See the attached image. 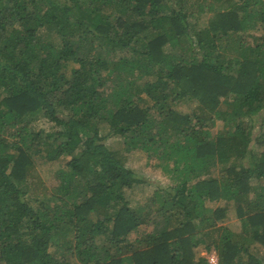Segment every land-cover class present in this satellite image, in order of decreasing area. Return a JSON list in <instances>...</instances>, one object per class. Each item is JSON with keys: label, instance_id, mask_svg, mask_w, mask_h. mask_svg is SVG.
Returning <instances> with one entry per match:
<instances>
[{"label": "trees", "instance_id": "1", "mask_svg": "<svg viewBox=\"0 0 264 264\" xmlns=\"http://www.w3.org/2000/svg\"><path fill=\"white\" fill-rule=\"evenodd\" d=\"M116 135L169 173L148 204ZM199 245L264 264V0H0V264H211Z\"/></svg>", "mask_w": 264, "mask_h": 264}, {"label": "rangeland", "instance_id": "2", "mask_svg": "<svg viewBox=\"0 0 264 264\" xmlns=\"http://www.w3.org/2000/svg\"><path fill=\"white\" fill-rule=\"evenodd\" d=\"M177 101V104H176ZM174 101V105L181 110H190L193 101L182 98L180 100ZM258 121V120H257ZM255 121L256 128L254 134L258 135L260 131H257L258 122ZM39 126H48L49 122L45 119L38 121ZM222 128V123L220 120L212 126L211 130L213 133ZM106 132V128H102V133ZM107 144L113 149L119 150L123 153L126 164L131 167L136 173L145 177V181L141 183L134 184L132 187L126 189V197L130 202V205L136 206L139 204L150 203V196H152L154 190H156L157 185H165L169 180V173L164 171L162 163H159L155 156H148L143 150L136 149L131 151L123 150V138L120 135L110 136L106 138ZM65 158H60L57 160H41V158H36L35 170L38 175V186L40 189L46 188L49 190L52 186L58 183V177L56 176L57 170L63 167ZM44 187V188H43ZM218 224L226 225L232 229L237 230L239 228V221L235 214L233 206L228 209V214L225 218L218 221ZM143 229H150V226H141L139 232ZM136 235L135 232L130 234L133 238ZM198 254L205 256L206 250L203 249V245H199L195 248ZM212 251V250H211ZM261 252H264L263 248H260ZM70 261L77 264V260L74 256H68Z\"/></svg>", "mask_w": 264, "mask_h": 264}, {"label": "built area", "instance_id": "3", "mask_svg": "<svg viewBox=\"0 0 264 264\" xmlns=\"http://www.w3.org/2000/svg\"><path fill=\"white\" fill-rule=\"evenodd\" d=\"M205 256L211 264H218V257L215 251L212 250L208 253H205Z\"/></svg>", "mask_w": 264, "mask_h": 264}]
</instances>
